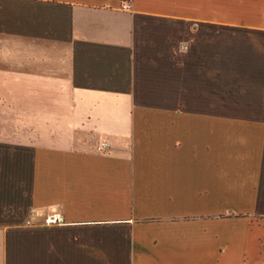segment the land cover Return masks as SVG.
<instances>
[{
	"label": "crops",
	"instance_id": "0c3cea01",
	"mask_svg": "<svg viewBox=\"0 0 264 264\" xmlns=\"http://www.w3.org/2000/svg\"><path fill=\"white\" fill-rule=\"evenodd\" d=\"M0 264H264V21L0 0Z\"/></svg>",
	"mask_w": 264,
	"mask_h": 264
},
{
	"label": "rangeland",
	"instance_id": "374dc122",
	"mask_svg": "<svg viewBox=\"0 0 264 264\" xmlns=\"http://www.w3.org/2000/svg\"><path fill=\"white\" fill-rule=\"evenodd\" d=\"M204 21H264V0H204Z\"/></svg>",
	"mask_w": 264,
	"mask_h": 264
},
{
	"label": "built area",
	"instance_id": "2783aa9c",
	"mask_svg": "<svg viewBox=\"0 0 264 264\" xmlns=\"http://www.w3.org/2000/svg\"><path fill=\"white\" fill-rule=\"evenodd\" d=\"M45 223L47 225H49V224L59 225L62 223V219L60 218L59 215H51L45 220Z\"/></svg>",
	"mask_w": 264,
	"mask_h": 264
}]
</instances>
